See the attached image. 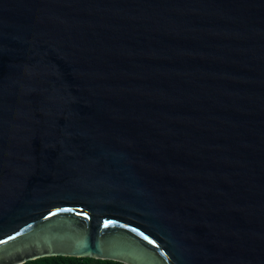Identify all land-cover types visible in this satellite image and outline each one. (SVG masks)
I'll use <instances>...</instances> for the list:
<instances>
[{"label":"water","instance_id":"1","mask_svg":"<svg viewBox=\"0 0 264 264\" xmlns=\"http://www.w3.org/2000/svg\"><path fill=\"white\" fill-rule=\"evenodd\" d=\"M264 264V0H0V264Z\"/></svg>","mask_w":264,"mask_h":264},{"label":"trees","instance_id":"2","mask_svg":"<svg viewBox=\"0 0 264 264\" xmlns=\"http://www.w3.org/2000/svg\"><path fill=\"white\" fill-rule=\"evenodd\" d=\"M21 264H121L110 261L98 260L87 257L74 256H44L36 259L25 261Z\"/></svg>","mask_w":264,"mask_h":264}]
</instances>
